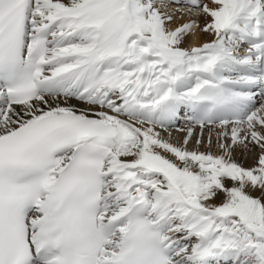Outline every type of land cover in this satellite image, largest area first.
<instances>
[{
  "label": "snow or ice",
  "instance_id": "6c2138e0",
  "mask_svg": "<svg viewBox=\"0 0 264 264\" xmlns=\"http://www.w3.org/2000/svg\"><path fill=\"white\" fill-rule=\"evenodd\" d=\"M0 264H264V0H0Z\"/></svg>",
  "mask_w": 264,
  "mask_h": 264
},
{
  "label": "bare ground",
  "instance_id": "6f19581e",
  "mask_svg": "<svg viewBox=\"0 0 264 264\" xmlns=\"http://www.w3.org/2000/svg\"><path fill=\"white\" fill-rule=\"evenodd\" d=\"M208 37H202L201 40L203 39H207ZM77 107H81V105L77 104ZM167 135V134H165ZM183 137V132H177L175 131L174 129L172 130V142L173 143H176L178 142L179 140H181ZM191 147V145H190ZM205 149L204 148H201V151H204ZM237 158L244 162L246 165L247 164H250L251 163V155H249V157L247 159H245V157L243 155H240V154H237Z\"/></svg>",
  "mask_w": 264,
  "mask_h": 264
}]
</instances>
